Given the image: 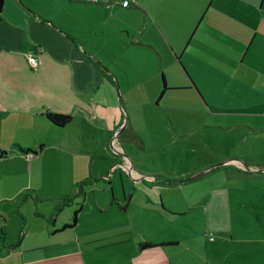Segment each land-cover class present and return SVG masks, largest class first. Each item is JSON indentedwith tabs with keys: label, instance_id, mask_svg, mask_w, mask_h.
I'll return each mask as SVG.
<instances>
[{
	"label": "crops",
	"instance_id": "0c3cea01",
	"mask_svg": "<svg viewBox=\"0 0 264 264\" xmlns=\"http://www.w3.org/2000/svg\"><path fill=\"white\" fill-rule=\"evenodd\" d=\"M124 1L4 0L0 264H264V0Z\"/></svg>",
	"mask_w": 264,
	"mask_h": 264
},
{
	"label": "rangeland",
	"instance_id": "374dc122",
	"mask_svg": "<svg viewBox=\"0 0 264 264\" xmlns=\"http://www.w3.org/2000/svg\"><path fill=\"white\" fill-rule=\"evenodd\" d=\"M163 167L172 170L173 172H177L178 169H185L188 166L179 161H173L165 164ZM79 188L81 189V186ZM67 210L70 211L71 208H68ZM201 224L203 226V221ZM233 227L235 229L234 239L247 237V239L264 240V224H256L253 217H247L242 214L240 217L234 218Z\"/></svg>",
	"mask_w": 264,
	"mask_h": 264
},
{
	"label": "trees",
	"instance_id": "16d2710c",
	"mask_svg": "<svg viewBox=\"0 0 264 264\" xmlns=\"http://www.w3.org/2000/svg\"><path fill=\"white\" fill-rule=\"evenodd\" d=\"M46 117L50 123H52L53 125H55L57 127H61V128L66 127L72 121L71 116L59 115V114H54V113H50V112H48L46 114ZM140 247H141V249H147V248L156 247V245L144 243Z\"/></svg>",
	"mask_w": 264,
	"mask_h": 264
},
{
	"label": "built area",
	"instance_id": "2783aa9c",
	"mask_svg": "<svg viewBox=\"0 0 264 264\" xmlns=\"http://www.w3.org/2000/svg\"><path fill=\"white\" fill-rule=\"evenodd\" d=\"M89 1L97 3L98 0H89ZM129 5H130V0H125L122 3V6L125 8L129 7ZM27 62H28L29 67L33 70L38 69L40 65L42 64V60L40 56L38 55L37 51L31 52L30 54H28Z\"/></svg>",
	"mask_w": 264,
	"mask_h": 264
},
{
	"label": "water",
	"instance_id": "95a60500",
	"mask_svg": "<svg viewBox=\"0 0 264 264\" xmlns=\"http://www.w3.org/2000/svg\"><path fill=\"white\" fill-rule=\"evenodd\" d=\"M3 4H4V0H0V12L2 11V8H3ZM8 152H0V157H3L4 155H7ZM209 171V170H208ZM203 174H200L199 176H195L194 178L192 179H196L200 176H202Z\"/></svg>",
	"mask_w": 264,
	"mask_h": 264
}]
</instances>
